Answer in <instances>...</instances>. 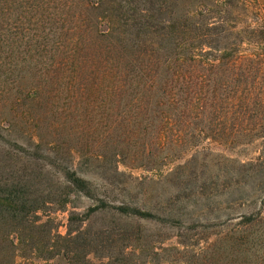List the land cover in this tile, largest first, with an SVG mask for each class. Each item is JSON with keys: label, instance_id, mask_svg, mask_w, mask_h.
Wrapping results in <instances>:
<instances>
[{"label": "rangeland", "instance_id": "374dc122", "mask_svg": "<svg viewBox=\"0 0 264 264\" xmlns=\"http://www.w3.org/2000/svg\"><path fill=\"white\" fill-rule=\"evenodd\" d=\"M259 28L264 0H0V184L22 187L40 207L36 225L12 234L14 263L264 264V136L191 145L188 130L175 145L165 130L159 145L116 80L89 86L92 60L163 81L165 67H144L146 51L154 61L204 31L193 47L221 48L233 31L239 50L258 56L252 76L264 104ZM252 113L264 125V107ZM68 169L89 193L65 181ZM121 205L152 217L122 215ZM63 248L70 263L48 258Z\"/></svg>", "mask_w": 264, "mask_h": 264}, {"label": "trees", "instance_id": "16d2710c", "mask_svg": "<svg viewBox=\"0 0 264 264\" xmlns=\"http://www.w3.org/2000/svg\"><path fill=\"white\" fill-rule=\"evenodd\" d=\"M140 13L141 18L148 16L146 9ZM212 26L202 25L207 31ZM197 28L198 26L194 25L193 29ZM204 33L205 31L195 34L194 38L183 44L171 42L169 50H164L162 56L156 57L154 61L152 54L145 52L146 70H151L149 67L155 63L156 67H165L166 75H170L163 81L156 75L142 81V77L134 70L122 71L121 68L111 66L109 59H102L101 63H95V60L91 62V71L98 72V80L89 86L94 89L106 82L105 88H108L116 80V86L114 84L112 87L121 92L129 91L133 101L137 103V108L145 113L143 116L148 117L147 128L161 133L157 140L159 145H163L162 134L165 130L175 134L171 141L175 145L188 142L189 138L184 140L180 134L188 130L191 131L193 139L189 141L191 145L201 136H210L216 140L226 135L234 137L235 134L250 138L264 136V125L260 124V120H255L258 113H252L264 107L260 99V81L257 80L258 76H252L255 66L260 63L258 56L243 54L237 44L242 36L233 31L234 41L221 48H194L192 42L205 35ZM258 34L260 39L264 40V31L259 28ZM138 41L137 37L132 40L134 49L138 47ZM140 42L145 44V41ZM180 46L187 47L184 53H181ZM142 74L144 72H141ZM167 155L169 157V154ZM164 164L162 162V165ZM63 178L75 190L85 195L89 193L85 181L77 177L74 169L64 170ZM39 209L35 200H32L22 187L0 184V264H15L13 257L17 244L12 234L17 233L20 229L18 227L25 222L36 225L34 217ZM117 209L122 215H133L142 219L152 217L149 212L124 205L118 206ZM73 218V215L69 216V223ZM8 224L10 226H7ZM73 231L68 229L67 238L72 237ZM70 252L63 248L56 253L52 252L48 258L62 255L70 263Z\"/></svg>", "mask_w": 264, "mask_h": 264}]
</instances>
